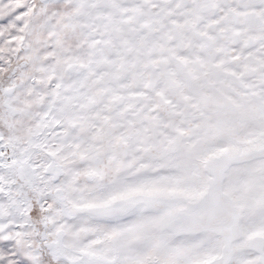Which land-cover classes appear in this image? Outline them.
Masks as SVG:
<instances>
[{
    "label": "snow or ice",
    "instance_id": "6c2138e0",
    "mask_svg": "<svg viewBox=\"0 0 264 264\" xmlns=\"http://www.w3.org/2000/svg\"><path fill=\"white\" fill-rule=\"evenodd\" d=\"M0 264H264V0H0Z\"/></svg>",
    "mask_w": 264,
    "mask_h": 264
}]
</instances>
